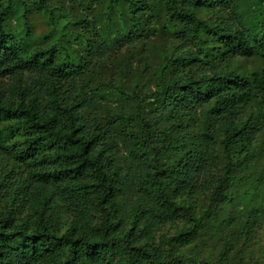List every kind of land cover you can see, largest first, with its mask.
<instances>
[{"label":"trees","instance_id":"1","mask_svg":"<svg viewBox=\"0 0 264 264\" xmlns=\"http://www.w3.org/2000/svg\"><path fill=\"white\" fill-rule=\"evenodd\" d=\"M0 156V264H264V0H0Z\"/></svg>","mask_w":264,"mask_h":264},{"label":"rangeland","instance_id":"2","mask_svg":"<svg viewBox=\"0 0 264 264\" xmlns=\"http://www.w3.org/2000/svg\"><path fill=\"white\" fill-rule=\"evenodd\" d=\"M34 25H35V29L37 32H39L42 29V25L41 22L39 20H35L34 21ZM128 54L126 52H119V53H115L114 57L116 58L117 62L115 63V65L119 62V64L116 66V71L118 72V68L121 64V60L123 57V54ZM242 66H245L246 69L248 68H253L254 67V63L252 62H242ZM117 72H113V73H117ZM3 163V158L0 156V164ZM258 224L260 225V229L256 232L255 234V239L252 240L251 244L250 242H244V239H240L239 241H237V245L233 251V254H236L237 252H239L241 249H247L249 251H252L254 253V256L259 257V255L261 254V252L264 250V214L262 216L259 217L258 220ZM188 224L183 223L181 221H172V222H168L160 231L161 235H165L168 238L174 236L175 234L182 232L184 230H186L188 228ZM207 237V235H206ZM202 241V240H201ZM205 250L202 253L201 257L202 258H206L209 256H213V252L216 251L217 253L219 252V250L222 248L221 245H214V249H213V242L210 241H205ZM247 246V247H246ZM193 247H190L189 249H191ZM194 249H192L191 251H189L190 253H193Z\"/></svg>","mask_w":264,"mask_h":264}]
</instances>
